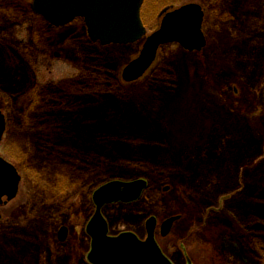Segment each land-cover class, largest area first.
Listing matches in <instances>:
<instances>
[{"label": "rangeland", "instance_id": "374dc122", "mask_svg": "<svg viewBox=\"0 0 264 264\" xmlns=\"http://www.w3.org/2000/svg\"><path fill=\"white\" fill-rule=\"evenodd\" d=\"M189 3L206 11L207 46L199 55L177 45L160 51L151 73L159 63L174 74L169 99L161 102L151 93L149 75L128 85L121 80L122 68L144 40L117 62L116 79L128 92L130 108L157 117L166 144L143 167L124 165L113 148L95 140L99 125H79L78 116L71 124L79 129L77 148L85 162L68 157L73 150L68 145L39 146L45 138L35 125H25L26 109L10 91L0 90L7 122L0 158L21 176L16 198L0 207V264H88L85 226L94 213V191L113 180L138 179L148 182L138 201L102 210L111 236L132 232L144 240L151 216L158 227L177 217L168 236L156 231L157 243L174 264L186 263L183 253L193 264H264L246 228L264 191V0H145L148 34L157 29L164 8ZM30 12V0H0V40L30 48L27 60L34 61L42 86L78 76L83 49L78 33L68 30L69 36L54 43L43 34L39 46L33 32L39 19ZM35 115L31 110L29 117ZM63 226L69 235L60 243L57 232Z\"/></svg>", "mask_w": 264, "mask_h": 264}, {"label": "trees", "instance_id": "16d2710c", "mask_svg": "<svg viewBox=\"0 0 264 264\" xmlns=\"http://www.w3.org/2000/svg\"><path fill=\"white\" fill-rule=\"evenodd\" d=\"M68 30L76 31L83 45L78 76L57 86L43 88L37 83L34 61L30 63L27 60V55L31 54L30 48L3 39L0 40V90L3 93L10 91L18 99L20 108L27 110V113L26 110L21 113L22 117H28L25 125H35L38 135L45 138L39 146L68 145L73 150L67 156L85 162V153L77 148L79 129L71 124L78 116L82 122L79 125H99H95L98 127V130L95 128L98 132L93 134L95 140L99 137L100 144L113 148L124 165L141 162L138 165L143 167L144 160L157 158L164 151L165 142L159 136V119L133 112L128 104V92L116 79L117 62H123L124 57L128 56L126 54L135 46L103 48L93 44L77 21L55 28L39 18L33 32L35 41L41 46L44 44L43 34L50 43H54V39L60 41L62 35L69 36L71 33ZM156 67L148 74L146 85L162 102L174 93L171 78L175 77L171 71L166 73L162 64L158 63ZM73 108L74 111L70 112ZM34 109L38 115L32 119L29 116ZM47 156L51 157L50 154ZM257 197L260 201L252 214V223L246 228L264 255V191Z\"/></svg>", "mask_w": 264, "mask_h": 264}, {"label": "water", "instance_id": "95a60500", "mask_svg": "<svg viewBox=\"0 0 264 264\" xmlns=\"http://www.w3.org/2000/svg\"><path fill=\"white\" fill-rule=\"evenodd\" d=\"M143 2L144 0H32V10L56 27L81 18L90 41L99 42L101 46H126L145 38L139 56L122 69V80L132 83L150 69L162 46L178 44L188 52H200L206 46L202 32L204 11L199 4H186L172 11L165 9L161 14L163 17L159 28L147 35L140 16ZM5 129V117L0 111V142ZM20 181L17 170L0 158V206L16 198ZM146 186L145 180H113L94 191L92 201L95 211L85 228L91 240L87 255L89 264H172L155 241L154 217L146 221V238L140 240L132 232L110 236L108 224L102 215V209L108 205L137 201ZM176 220V217H172L161 224V237L169 235ZM67 236L68 230L62 227L58 232V240L64 242ZM187 264H191L189 259Z\"/></svg>", "mask_w": 264, "mask_h": 264}, {"label": "flooded vegetation", "instance_id": "af4514ba", "mask_svg": "<svg viewBox=\"0 0 264 264\" xmlns=\"http://www.w3.org/2000/svg\"><path fill=\"white\" fill-rule=\"evenodd\" d=\"M31 1V0H30ZM31 6V5H30ZM31 8V7H30ZM30 13H32L33 15H34V13L33 12H30ZM34 16H36V15H34ZM140 16H141V20H142V23H143V18H142V9H141V13H140ZM37 17V16H36ZM77 21V25L78 26H81L82 25V27H83V29L85 30V32H86V28H85V25H84V22L82 21V20H80V19H77V20H75V21H73V22H76ZM72 22V23H73ZM71 24V23H70ZM144 25V24H143ZM196 55H198V54H196ZM77 76V75H76ZM75 76V77H76ZM75 77H71L70 79H67V80H62V81H60V82H58V83H56L55 85H53V86H57V85H59V84H61V83H63V82H66V81H69V80H71V79H73V78H75ZM147 78V77H146ZM146 78H144V79H146ZM147 81V80H146ZM37 83L39 84V82L37 81ZM41 85V84H40ZM42 86V85H41ZM53 86H50V87H53ZM43 88H50V87H45V86H42ZM69 233V232H68ZM67 240V239H66ZM66 240L64 241V242H62V243H65L66 242ZM59 242V241H58ZM61 243V242H60ZM183 255H184V257H185V264H187V261H188V259L186 258V256H185V253H183Z\"/></svg>", "mask_w": 264, "mask_h": 264}]
</instances>
